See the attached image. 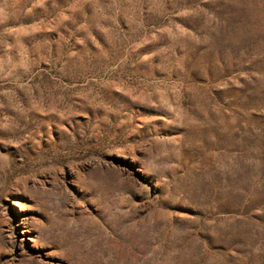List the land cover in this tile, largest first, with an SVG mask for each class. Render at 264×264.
I'll use <instances>...</instances> for the list:
<instances>
[{
    "label": "rangeland",
    "instance_id": "374dc122",
    "mask_svg": "<svg viewBox=\"0 0 264 264\" xmlns=\"http://www.w3.org/2000/svg\"><path fill=\"white\" fill-rule=\"evenodd\" d=\"M0 264H264V0H0Z\"/></svg>",
    "mask_w": 264,
    "mask_h": 264
}]
</instances>
